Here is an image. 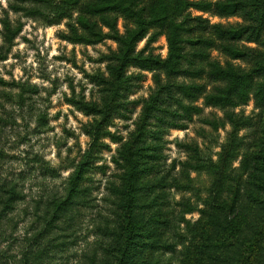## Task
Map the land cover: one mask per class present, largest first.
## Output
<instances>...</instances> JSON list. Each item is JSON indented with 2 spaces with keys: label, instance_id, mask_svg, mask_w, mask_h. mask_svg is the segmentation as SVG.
I'll return each mask as SVG.
<instances>
[{
  "label": "rangeland",
  "instance_id": "1",
  "mask_svg": "<svg viewBox=\"0 0 264 264\" xmlns=\"http://www.w3.org/2000/svg\"><path fill=\"white\" fill-rule=\"evenodd\" d=\"M57 1L0 0V189L13 185L20 198L0 205V264H119L127 243L126 264H236L235 245L215 242L228 236L219 227L235 205H243L248 225L264 230V211L254 210L264 207V195L260 206L247 202L264 181V103L252 92L234 108L206 106L204 95L225 84L181 73L185 62L172 77L127 63L111 100L119 40L133 22L111 14L110 25L89 19L90 30L77 23L81 6L53 25L27 12L48 14ZM209 1L242 6L232 16L190 10L192 29L183 38L214 37L213 25L257 31L258 42L235 43L250 56L233 62L253 72L264 62V0ZM6 23L21 25L11 45ZM75 34L91 43H75ZM153 34L135 44L134 57L166 58L165 34ZM183 46L191 53L187 41ZM208 52L217 63L227 59L218 46ZM187 85L203 89L187 96L179 89ZM107 101L106 117L86 110ZM183 106L200 111L187 115ZM207 119L220 125L214 129ZM85 160L78 194L47 217L49 202L64 194L66 178ZM131 183L136 225L128 236L123 193ZM244 233V240L253 237ZM260 245H247L251 264Z\"/></svg>",
  "mask_w": 264,
  "mask_h": 264
},
{
  "label": "trees",
  "instance_id": "2",
  "mask_svg": "<svg viewBox=\"0 0 264 264\" xmlns=\"http://www.w3.org/2000/svg\"><path fill=\"white\" fill-rule=\"evenodd\" d=\"M19 4L34 3L44 4L47 0H14ZM81 6L77 23L82 29H90L89 19L99 18L104 24L110 25L108 16L111 14L119 15L125 20L131 21L134 24L132 29H129L126 34L119 40L120 49L117 56L118 65L113 68L114 81L111 86V100L116 96L120 90V78L122 77L123 67L127 63H133L141 69L145 70H162L166 77H172L179 73V67L183 62L187 64V68L181 73L187 74L193 79H197L205 75L213 82H223L225 85L216 87L213 92L204 95V104L206 106L220 107V108H234L240 104L248 102L251 93L256 103H264V82H256V75L264 77V62L256 68L253 72H245L240 66L235 65V60H245L250 56L246 49L235 45L238 42H258L259 32L250 30L248 27L237 28H223L218 25H213L214 37H203L198 35L194 39L185 40L183 37L192 28H188L187 22L190 20V10L199 12H215L220 16H232L241 10L240 2H212L209 0H58L51 5V12L46 14L42 10L27 11L30 14L43 15L46 23L53 25L58 24L64 19L71 18L72 11ZM16 7L15 9H18ZM153 30V38L158 35L165 34L167 41V56L163 60L150 57H134V46L137 42L143 40ZM74 30V29H73ZM21 25L11 27L8 23L5 24L4 41L11 45L14 39L19 35ZM72 41L91 43V40L83 35H74ZM192 48L191 53H184V42ZM219 47L221 52L226 56L223 64L217 63L210 59L209 50L213 47ZM184 64V63H183ZM5 84L4 80L0 78V85ZM179 89L187 96H195L196 93L201 92L203 86L201 85H187L179 86ZM109 101L102 108H86L88 113H99L106 117L109 108ZM187 115L191 111L199 112L200 109L194 106L182 107ZM212 128L217 129L220 125L218 120H205ZM98 132L95 133V135ZM131 168L133 162L129 160ZM88 167V162L85 160L81 162L76 169L66 178L64 183V194L62 196H54L49 204V215L55 217L56 214L66 208L73 198L78 194L80 182L84 177ZM196 170L202 169V166H194ZM264 179V178H262ZM259 185L256 187L259 194L254 193L248 201L251 206H260L261 195H264V181L259 179ZM9 189H0V205H9L16 203L18 199L14 186ZM250 196V195H248ZM124 202L126 203L127 221L129 235H134L136 222H132L131 212L136 202V188L131 183L126 187V193H123ZM4 199V200H3ZM247 199V198H246ZM239 206V205H238ZM243 206V205H242ZM234 206L230 216L224 218V223L220 225L219 229L222 233H229L228 236H217L218 242L216 246L233 244L236 247V264H251L250 259L252 255L249 254L251 247L255 242H260L258 253L254 256L256 264H264V243L261 239L264 238V230H258V224H247L248 218L240 210L242 208ZM264 206V205H263ZM51 209V210H50ZM263 212L264 207H256L254 210ZM244 230H250L254 241L246 239ZM44 231V230H42ZM39 230L38 233L42 232ZM134 237V236H133ZM220 238L222 240H220ZM122 251V257L119 264H126L128 261L129 244H125ZM194 264H200L194 261ZM205 264H208L205 262ZM211 264V263H209Z\"/></svg>",
  "mask_w": 264,
  "mask_h": 264
}]
</instances>
